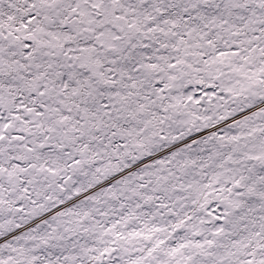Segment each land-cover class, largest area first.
Returning a JSON list of instances; mask_svg holds the SVG:
<instances>
[{
  "label": "snow or ice",
  "instance_id": "obj_1",
  "mask_svg": "<svg viewBox=\"0 0 264 264\" xmlns=\"http://www.w3.org/2000/svg\"><path fill=\"white\" fill-rule=\"evenodd\" d=\"M0 264H264V0H0Z\"/></svg>",
  "mask_w": 264,
  "mask_h": 264
}]
</instances>
